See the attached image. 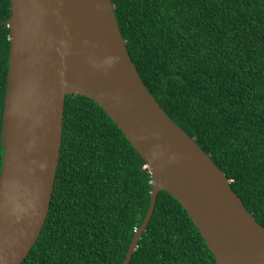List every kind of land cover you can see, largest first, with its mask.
I'll return each instance as SVG.
<instances>
[{
	"label": "trees",
	"instance_id": "16d2710c",
	"mask_svg": "<svg viewBox=\"0 0 264 264\" xmlns=\"http://www.w3.org/2000/svg\"><path fill=\"white\" fill-rule=\"evenodd\" d=\"M132 61L264 227V0H112ZM11 0H0V174ZM145 160L93 100L66 97L42 233L22 264H123L148 211ZM130 264H217L182 204L158 195Z\"/></svg>",
	"mask_w": 264,
	"mask_h": 264
},
{
	"label": "water",
	"instance_id": "95a60500",
	"mask_svg": "<svg viewBox=\"0 0 264 264\" xmlns=\"http://www.w3.org/2000/svg\"><path fill=\"white\" fill-rule=\"evenodd\" d=\"M2 116L0 264H22L44 228L58 171L66 97L98 104L146 162L148 211L130 264L165 191L195 223L217 264H264V227L231 182L143 82L112 0H11Z\"/></svg>",
	"mask_w": 264,
	"mask_h": 264
}]
</instances>
